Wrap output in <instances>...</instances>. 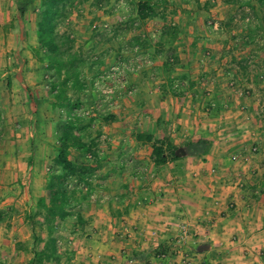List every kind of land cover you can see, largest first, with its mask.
<instances>
[{
    "label": "rangeland",
    "instance_id": "rangeland-1",
    "mask_svg": "<svg viewBox=\"0 0 264 264\" xmlns=\"http://www.w3.org/2000/svg\"><path fill=\"white\" fill-rule=\"evenodd\" d=\"M40 1L0 0V208L14 207V212L20 210L21 214H25L29 230L23 235L31 237L29 242H35V236H40L41 240L37 243L39 249L49 241L54 244L59 242L61 244L57 245L63 248L69 246V241L76 243L83 237L78 234L82 231L76 228L74 219L61 223L59 230L50 236L43 218H38L37 226L33 227L27 217L36 211L38 200L51 195L45 187V175L54 166L57 136L58 114L47 98L50 74L32 52V47L38 45L33 16L38 13ZM138 1L110 0L105 4V1L79 0L72 8L71 16L60 26L61 33L69 34L75 41L76 52L94 60L102 58L104 62L100 71L97 74L94 72V78L91 74L88 76L91 83L83 96V107L78 111L92 125L94 137L99 133L102 135L98 150L106 159L102 163L104 169L110 168L116 160L109 137L126 126L133 133L140 128L146 133L155 132L151 127L156 123H153L154 118L157 119L154 110L150 105L147 107L149 111H146L142 103L155 101L154 106L158 109L160 95L157 84L162 83L160 81L165 75L171 78L176 73L187 71L189 66L198 73L197 76L215 69L229 73L220 76L219 81L210 79V82L224 86L223 97L229 96L232 105L218 107L216 104H201L198 118L210 114L236 117L246 124L247 131L241 134L245 136L242 140L249 143L233 159L238 164L247 163L244 166L257 162L258 166L247 169L248 176L254 182H259L261 178L264 180V18H257L249 8L237 10L224 0H201L200 6L193 0H167L173 3L167 9V15L173 16L174 23L184 31V42L177 53L169 51L167 55L158 56L156 45L163 33V22L161 19H150L140 24L136 18ZM208 1L213 5L209 9L205 7ZM217 22L221 25L218 30L212 25ZM147 41L150 44L145 47ZM151 43L153 46H150ZM148 60L151 61L149 65ZM116 67L125 68V85L120 81L122 78L111 75ZM82 69L87 72V65L83 64ZM186 79L174 77L172 81H175L171 83H182ZM131 90L133 94L129 93ZM119 118L128 123L115 128ZM224 125L216 132L225 128L236 132L235 128ZM230 145L224 143L225 147ZM255 147L257 152L253 151ZM72 159L79 162L95 160L91 155L75 151ZM102 168L91 180L89 199L75 209V213L95 210L102 205L103 196H108L110 182L102 179L104 183H101L100 177L105 173ZM235 184L236 181L232 187ZM69 185L73 187L76 182L70 180ZM257 191L253 196L263 195L264 190ZM4 200L7 202L3 203ZM108 201L109 197L103 203L106 205ZM231 204L234 208V203ZM76 229L79 231H75V236L73 232L68 236Z\"/></svg>",
    "mask_w": 264,
    "mask_h": 264
},
{
    "label": "crops",
    "instance_id": "crops-1",
    "mask_svg": "<svg viewBox=\"0 0 264 264\" xmlns=\"http://www.w3.org/2000/svg\"><path fill=\"white\" fill-rule=\"evenodd\" d=\"M186 70L171 76V80L187 77L181 88L170 84L167 75L157 84L158 109L155 101L142 103L145 110L151 105L157 117L151 126L155 132L147 133L155 139H168L178 147L180 160L156 167L152 145L137 140L139 133L146 132L142 128L133 133L126 126L110 136V148L115 151L116 160L110 168H102L105 173L100 177L110 182L108 196H103L102 205L94 207L95 210L80 211L87 225L78 232L83 237L76 243L69 241L68 247L61 248L59 242L49 241L59 256L44 264H264V180L254 182L248 176L247 169L258 166L257 162L244 166L247 163L234 161L236 153L244 151L249 143L242 140L241 134L247 131V125L236 117L210 114L198 118L201 104L232 105L228 95L223 97L224 86L210 82L229 73L215 69L197 76L189 66ZM119 119L115 128L128 123L124 118V121ZM223 124L236 132L229 128L216 132ZM166 127L169 128L164 131ZM200 139L210 142V152L201 157L191 156L185 145ZM224 143L231 145L225 147ZM212 168L217 169L216 176H211ZM195 175L199 178L195 179ZM238 180L244 181V189L232 187ZM257 189L263 192L262 196H253ZM107 197L109 201L105 205ZM215 199L221 201V206L215 207ZM230 202L234 208L228 206ZM3 208H0L4 219L0 222V264H31L35 253L42 248L34 241L29 242L31 237L24 236L29 230L25 214L20 210L14 212L11 206V209ZM206 209L214 212L212 223L203 217ZM182 222H188L198 237L179 245L174 236ZM75 231L79 229L68 236L72 232L75 236ZM154 231L159 233L157 239L152 236ZM161 250L168 255L163 261L157 258Z\"/></svg>",
    "mask_w": 264,
    "mask_h": 264
},
{
    "label": "trees",
    "instance_id": "trees-1",
    "mask_svg": "<svg viewBox=\"0 0 264 264\" xmlns=\"http://www.w3.org/2000/svg\"><path fill=\"white\" fill-rule=\"evenodd\" d=\"M78 1L41 0L38 13L35 16L32 15L36 21L38 40V45L32 47V52L34 57L46 66L45 70L50 74L47 98L52 109L57 112L58 119L56 120L54 166L45 175V187L51 195L47 199L38 200L36 211L31 215L28 214L27 217L33 227L37 226L38 218H43L50 236L59 230L61 223L68 220L74 219L76 228L83 229L87 225L82 213H75V209L89 199L91 180L98 169L103 167L102 163L106 162L98 150L102 135L99 133L94 137L91 132L92 125L78 113L83 107V96L91 83L88 81V76L90 74L92 78L96 76L104 66L103 59L94 60L82 52H76L75 41L69 34L60 31L61 24L71 16V10ZM98 1V3L105 1V4L110 2V0ZM224 1L237 10L249 8L258 16L257 18H264V0ZM193 2L198 6L201 5V0H193ZM172 5L173 3L167 0H139L136 5V18L140 24L150 19H161L163 22V33L156 45L158 56L167 55L169 51L177 53L184 42L182 37L184 31L174 23L173 16L167 15V9ZM210 6H213L212 2L208 1L205 7L209 9ZM173 14L176 15V12ZM232 21L233 19L230 20ZM149 44L148 41L145 42V47ZM150 46H153L152 43ZM83 64L87 65V72L83 71ZM169 80L172 82L170 77ZM170 84L174 85V83ZM114 118L110 117V119ZM137 140L152 145V159L156 167L180 160L177 155L178 147L168 139H155L153 134L141 132L137 135ZM211 146L206 139L185 145L189 154L195 157L208 154ZM73 151L91 155L95 160L76 161L72 159ZM70 180H74L76 185L71 187ZM82 186H86L87 189L85 190ZM3 220L0 211V222ZM40 240V236L35 237L36 244ZM57 254V248L47 242L35 253L31 264H44L45 261L56 260L59 256Z\"/></svg>",
    "mask_w": 264,
    "mask_h": 264
},
{
    "label": "built area",
    "instance_id": "built-area-1",
    "mask_svg": "<svg viewBox=\"0 0 264 264\" xmlns=\"http://www.w3.org/2000/svg\"><path fill=\"white\" fill-rule=\"evenodd\" d=\"M213 25V28L218 30L220 29L221 25L217 22V23H212ZM148 65L151 63L150 60L147 61ZM128 70V69H127ZM125 73H126V70L124 67H116L113 69V72H111V75L113 76V78H115L116 76L119 77V78H122L120 79V81H123L122 83L125 85L127 83L126 81V77H125ZM232 86L234 85V82H232L231 84ZM175 88H181L183 86L182 83H175L174 84ZM130 94H133L134 91L131 90L129 92ZM253 151L254 152H257L258 151V148L255 147L253 148ZM210 174L212 176L216 175L217 174V169L216 168H212L210 170ZM195 179H198L199 176L198 175H195L194 176ZM236 188L238 189H244L245 188V183L243 180H238L236 182V184L234 185ZM212 194V193H211ZM215 197V195H214ZM221 201L218 200V199H215L214 200V205L215 207H219L221 206ZM229 206L230 208H233V204L229 203ZM214 212L212 209H206L205 212L203 213V217H205V219L207 220L208 223H212L214 220H215V216L213 215ZM152 236L157 239L159 237V233L157 231H154ZM198 237V233L195 232L192 228H191V225L188 223V222H182L180 223L178 226H177V232L174 236V239L176 240V243L179 244V245H183L185 243H187L191 238H197ZM159 247V245H158ZM167 253L164 252L163 250L159 251V254L157 255V258L161 261L165 260L167 258ZM132 264H140L138 262H132ZM189 264H193V263H189Z\"/></svg>",
    "mask_w": 264,
    "mask_h": 264
}]
</instances>
